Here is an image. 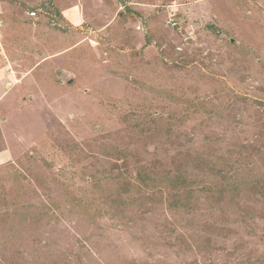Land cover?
Returning a JSON list of instances; mask_svg holds the SVG:
<instances>
[{"label":"rangeland","instance_id":"rangeland-1","mask_svg":"<svg viewBox=\"0 0 264 264\" xmlns=\"http://www.w3.org/2000/svg\"><path fill=\"white\" fill-rule=\"evenodd\" d=\"M0 264H264V0H0Z\"/></svg>","mask_w":264,"mask_h":264},{"label":"trees","instance_id":"trees-1","mask_svg":"<svg viewBox=\"0 0 264 264\" xmlns=\"http://www.w3.org/2000/svg\"><path fill=\"white\" fill-rule=\"evenodd\" d=\"M180 166H182L184 168V170L186 169V164H181ZM186 172V170H185ZM211 173V171L209 172ZM148 175V174H147ZM148 176H144L142 174L139 175V179L137 180L136 185H143L146 188H149V185H154V186H161V187H165L167 189V193H168V197L169 199H182L184 198L187 194L189 195V197H195L194 193H196L197 191L203 192V189H209L210 191H217L218 196L214 199H217L216 201L221 202L224 201V195H225V190H227L228 186L225 187V185L223 184V180L225 178L224 174H222L221 176V181L215 180V182L210 185L207 186L208 184H203L204 188L202 189H198L197 186L199 183V178H197V176H193V175H189L186 177H182L179 174L174 173H170L168 174V176L166 177V179H161L159 182L158 181H151L146 179ZM158 183V185H157ZM135 185V186H136ZM133 186V185H131ZM196 186V187H194ZM194 187V188H193ZM126 191H130L133 190V188H130L128 185L126 186ZM197 189V190H195ZM225 192V193H224ZM189 200V199H187ZM192 203V202H191ZM190 202L186 205H190ZM194 205V203H193Z\"/></svg>","mask_w":264,"mask_h":264},{"label":"crops","instance_id":"crops-1","mask_svg":"<svg viewBox=\"0 0 264 264\" xmlns=\"http://www.w3.org/2000/svg\"><path fill=\"white\" fill-rule=\"evenodd\" d=\"M72 9V8H71ZM72 11V10H71ZM79 15H78V13L76 12V11H73V13H72V16H71V19H70V21H77L78 19H79ZM79 21V23H78V25L80 24V23H82L81 21H80V19L78 20ZM81 25V24H80ZM3 72V71H2ZM2 72H1V75H2Z\"/></svg>","mask_w":264,"mask_h":264},{"label":"built area","instance_id":"built-area-1","mask_svg":"<svg viewBox=\"0 0 264 264\" xmlns=\"http://www.w3.org/2000/svg\"><path fill=\"white\" fill-rule=\"evenodd\" d=\"M34 14V12H32Z\"/></svg>","mask_w":264,"mask_h":264},{"label":"water","instance_id":"water-1","mask_svg":"<svg viewBox=\"0 0 264 264\" xmlns=\"http://www.w3.org/2000/svg\"><path fill=\"white\" fill-rule=\"evenodd\" d=\"M70 81H71V79H70Z\"/></svg>","mask_w":264,"mask_h":264}]
</instances>
